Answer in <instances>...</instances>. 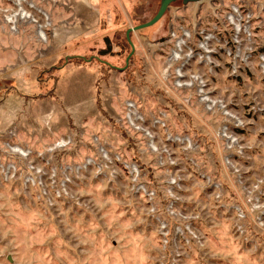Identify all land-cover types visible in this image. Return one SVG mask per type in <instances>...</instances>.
<instances>
[{
	"label": "rangeland",
	"instance_id": "1",
	"mask_svg": "<svg viewBox=\"0 0 264 264\" xmlns=\"http://www.w3.org/2000/svg\"><path fill=\"white\" fill-rule=\"evenodd\" d=\"M159 3L0 0V264H264V0Z\"/></svg>",
	"mask_w": 264,
	"mask_h": 264
},
{
	"label": "built area",
	"instance_id": "2",
	"mask_svg": "<svg viewBox=\"0 0 264 264\" xmlns=\"http://www.w3.org/2000/svg\"><path fill=\"white\" fill-rule=\"evenodd\" d=\"M251 19H252L251 15L249 13H246L242 5H231L228 8V11L224 17V22H223L225 27L227 28L224 29L226 31L228 30L232 37L230 43H228V41L218 40L215 33H213L212 31L208 32L202 30L200 32L203 39L201 48L206 52V54L211 55L221 52L222 55L233 57V59L238 62V66L235 65L232 66L231 68L232 74H238L241 70L244 71L246 69H252L254 67L253 61H254V54L256 52V49H255L254 35L252 33V26L250 24ZM183 40L185 45L186 44L185 39ZM215 42L220 43V47L218 49L209 50L208 46L214 45ZM181 48L180 49L176 48L175 50H173V52H177V53H174V56H171V60L175 59V62L181 60L182 57L180 59H176L178 57V54L182 53ZM188 54H190V57L187 58V61L193 57L191 50L189 51ZM188 54L186 56H188ZM257 60H258L257 66L260 71V74L264 77V53L259 54ZM181 67H183V65H181ZM194 81H196L195 85L197 84L196 87H198V90L201 93H204L206 90V84L202 80H197L196 78L194 79ZM206 102L209 103L210 100L206 99ZM127 107L129 110L133 108L131 104H128ZM226 139L228 138L226 137ZM233 141L234 139L232 140V142Z\"/></svg>",
	"mask_w": 264,
	"mask_h": 264
},
{
	"label": "water",
	"instance_id": "3",
	"mask_svg": "<svg viewBox=\"0 0 264 264\" xmlns=\"http://www.w3.org/2000/svg\"><path fill=\"white\" fill-rule=\"evenodd\" d=\"M203 1H205V0H160L157 12L155 13V15L150 20H148L145 23H142L140 25H137V26H135L133 28H128L127 29L126 37H127L128 41H129V44L131 46V53L129 54L127 60L131 57V55L134 52V47L130 43V40H129L130 33L136 32V31H139V30H142V29H146V28H149V27L155 25L157 22H159L161 20V18L167 12L169 7L172 4L176 3V2H181L183 5H188V4L199 3V2H203Z\"/></svg>",
	"mask_w": 264,
	"mask_h": 264
},
{
	"label": "trees",
	"instance_id": "4",
	"mask_svg": "<svg viewBox=\"0 0 264 264\" xmlns=\"http://www.w3.org/2000/svg\"><path fill=\"white\" fill-rule=\"evenodd\" d=\"M143 23H145V22H143ZM140 24H142V23H140ZM140 24H139V25H140ZM129 36H130V35H129ZM125 39H126L127 43L129 44V41H128L126 35H125ZM82 60H83V58H80V57H72V58H69V59L67 60V62H69V61H70V62H75V61H82ZM53 70H55V69H49L47 73L52 72ZM0 99H1V98H0Z\"/></svg>",
	"mask_w": 264,
	"mask_h": 264
},
{
	"label": "bare ground",
	"instance_id": "5",
	"mask_svg": "<svg viewBox=\"0 0 264 264\" xmlns=\"http://www.w3.org/2000/svg\"><path fill=\"white\" fill-rule=\"evenodd\" d=\"M199 3H201V2H199ZM193 4H195V3H193ZM23 16H25V15H21V16H20V19H22V18H23V19H24V18H27V16H26V17H23ZM15 17H16V16H14L13 18H15ZM18 17H19V16H18ZM10 22L14 23V21H12V20H11ZM39 33H40L39 36L43 38L44 35L42 34V32H39ZM183 44H184V43L181 42V41L178 43V45H183ZM178 47H180V46H178ZM60 144H61V143H60Z\"/></svg>",
	"mask_w": 264,
	"mask_h": 264
}]
</instances>
